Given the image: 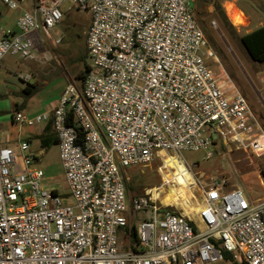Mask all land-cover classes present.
<instances>
[{
	"label": "built area",
	"instance_id": "built-area-1",
	"mask_svg": "<svg viewBox=\"0 0 264 264\" xmlns=\"http://www.w3.org/2000/svg\"><path fill=\"white\" fill-rule=\"evenodd\" d=\"M65 1L34 0L16 31L0 30V64L7 55L49 61L37 45L61 43L52 31ZM69 1L92 18L83 88L68 84L51 113L14 122L51 124L73 205L42 188L44 172L33 167L42 154L29 143L0 146V264H264V198L249 202L214 181L201 190V210L185 216L149 192L130 196L128 169L161 154L182 159L220 141L264 156L248 102L207 64L215 55L190 1Z\"/></svg>",
	"mask_w": 264,
	"mask_h": 264
},
{
	"label": "rangeland",
	"instance_id": "rangeland-1",
	"mask_svg": "<svg viewBox=\"0 0 264 264\" xmlns=\"http://www.w3.org/2000/svg\"><path fill=\"white\" fill-rule=\"evenodd\" d=\"M16 1L20 8L11 10L0 0V30H14L22 10H27L34 3V0ZM189 1L194 9L197 24L215 55L207 63L208 66L221 76L220 80L230 94L237 92L245 98L264 133V64L253 62L240 43L241 37L264 26V0ZM228 2H233L247 18L246 27L237 28L232 24L225 10ZM62 11L64 18L52 31L55 36L56 32L61 35V43L53 45L51 42H42L37 45L38 51L45 50L51 56L49 61L41 64L7 55L1 62L0 134L9 135L15 142L30 141L34 152L43 150L42 157L33 166L44 172L42 188L56 190L66 199L67 205H73L58 146L52 143L44 147L40 135H36L43 124L20 127L12 121L17 114L27 119L43 115L44 104L54 98L61 83L74 84L79 89L84 83L76 75L90 62L86 54V34L91 25V14L75 8L69 0L63 3ZM255 13L261 16V20L255 19ZM43 40L47 41L44 35ZM25 71L32 77L30 83L18 77L21 74L29 78ZM35 78L53 80V83L42 85L41 90L26 100L22 92L27 84H36ZM36 82L39 84L40 80L36 79ZM25 100V110L17 113L16 105H22ZM260 140L264 141V137ZM207 152H211L213 158L205 159ZM180 156L182 159L173 152L161 154V158L148 167L128 169L130 186L134 188L130 196H142L152 192V197L160 199L163 205L176 207L183 214L190 216L201 203V190L214 181H224L227 189H241L249 202L264 198V185L261 182H264L261 174L264 171V156L259 158L251 150L246 153L234 146L221 145L220 141L198 152L183 151ZM170 157L181 161L192 174L193 180L188 182L189 186L182 178L174 180L177 170L172 165H166ZM179 186L185 189V194L168 200L178 191ZM186 210L190 213L186 214ZM132 242H135L134 237Z\"/></svg>",
	"mask_w": 264,
	"mask_h": 264
},
{
	"label": "trees",
	"instance_id": "trees-1",
	"mask_svg": "<svg viewBox=\"0 0 264 264\" xmlns=\"http://www.w3.org/2000/svg\"><path fill=\"white\" fill-rule=\"evenodd\" d=\"M240 43L242 44L248 56L253 62L264 64V26L241 37ZM86 54H87V49H86ZM88 71H89V65H85L84 70L79 72L76 75L77 78L80 81H85ZM82 88H83V85L81 89ZM39 90L40 89L38 88L37 85L27 84V87L23 90L22 93L25 99L28 100L29 97L33 96ZM26 100L23 102V104L20 107L19 105L16 107L17 112L25 107ZM46 132H47L46 135L40 137L43 146L47 147L49 144H52V143H54L55 145H58V142H57L56 137L54 136V131L52 129L51 124L46 128ZM261 174L264 177V171H262ZM131 190L133 191L134 188L130 186V192Z\"/></svg>",
	"mask_w": 264,
	"mask_h": 264
},
{
	"label": "bare ground",
	"instance_id": "bare-ground-1",
	"mask_svg": "<svg viewBox=\"0 0 264 264\" xmlns=\"http://www.w3.org/2000/svg\"><path fill=\"white\" fill-rule=\"evenodd\" d=\"M225 10H226L227 16L229 17L230 21L235 27L242 28L248 25L247 18L244 16V14L240 10L236 8L233 2L226 3ZM255 149L258 152L264 151V142L262 140L257 141L255 143ZM166 165H172L177 170V177H175L174 180L176 178H182L185 184L189 186L188 182L190 180H193V176L181 161H179L175 157H170L169 162ZM150 194L152 195V192H150ZM184 194H185V189L179 186L178 191L174 192V194L171 195L170 196L171 198L169 197L168 200H171L173 197H176V196H182ZM152 198L156 200L154 197ZM200 210H201V206L199 205L195 209V212L198 213ZM189 213L190 211L186 210V214H189ZM185 216H190V215H185Z\"/></svg>",
	"mask_w": 264,
	"mask_h": 264
},
{
	"label": "crops",
	"instance_id": "crops-1",
	"mask_svg": "<svg viewBox=\"0 0 264 264\" xmlns=\"http://www.w3.org/2000/svg\"><path fill=\"white\" fill-rule=\"evenodd\" d=\"M33 6V4L31 5V6H29V8L27 9V10H30L31 9V7ZM27 10H22V14H23V12H25V11H27ZM255 16V19L257 20V21H259V20H261V16L260 15H258V13H255L254 14ZM2 18V17H1ZM18 21V20H17ZM17 21H16V27H15V31L17 30ZM33 65V64H32ZM27 76H30V75H28V71H25L24 72ZM24 74V75H25ZM30 74V73H29ZM21 74H19V76H20ZM18 76V77H19ZM31 77V76H30ZM29 77V78H30ZM40 78V77H39ZM39 78H35V85H37L38 86V88L41 90V86L42 85H50V84H52L53 82H51V81H53V80H41V79H39ZM36 79L37 80H40V83L38 84V82H36ZM31 80H32V77H31V79H29V81H27L28 83H30L31 82ZM24 81V80H23ZM51 82V83H50ZM67 83H65V84H63V83H61V85H60V88H59V91L55 94V96H54V98L49 102V103H46V104H44V109H45V112H44V114L45 113H51L54 109H55V107H57V105H58V102H59V100H60V97H61V95L63 94V92H64V90H65V88H66V85ZM29 102H31V101H29ZM18 106V104L16 105V107ZM21 105H19V107H20ZM22 111L23 110H25V107L23 108V109H21ZM21 110H19L18 112H21ZM17 112V113H18ZM39 116V115H38ZM12 121H14L13 119H12ZM40 125V124H39ZM50 124H43L42 126H41V128L37 131V133H36V135H40L39 136V138L41 137V136H44V135H46V128L49 126ZM20 127H23V126H20ZM21 141H19V142H15V140H13V138L12 137H10L9 135H3V134H0V146H9V147H12V148H14V149H18V145H19V143H20ZM22 142H27V143H29V145H30V150H31V152H32V154L34 155V156H38V155H40V154H42L43 153V150H40L39 152H34L33 150H32V147H31V144H30V141H28V140H25V141H22ZM58 146V145H57ZM262 183H263V185H264V182L263 181H261ZM241 190V189H240ZM242 191V190H241Z\"/></svg>",
	"mask_w": 264,
	"mask_h": 264
}]
</instances>
